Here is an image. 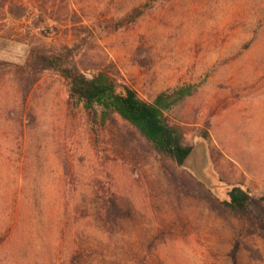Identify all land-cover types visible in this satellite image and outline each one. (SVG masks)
I'll use <instances>...</instances> for the list:
<instances>
[{"label": "rangeland", "instance_id": "1", "mask_svg": "<svg viewBox=\"0 0 264 264\" xmlns=\"http://www.w3.org/2000/svg\"><path fill=\"white\" fill-rule=\"evenodd\" d=\"M36 46L73 48L79 70L148 101L195 84L166 112L202 147L203 177L182 168L264 205V0H0V264H264L252 218L185 192L120 115L95 135L60 74L22 72Z\"/></svg>", "mask_w": 264, "mask_h": 264}, {"label": "trees", "instance_id": "2", "mask_svg": "<svg viewBox=\"0 0 264 264\" xmlns=\"http://www.w3.org/2000/svg\"><path fill=\"white\" fill-rule=\"evenodd\" d=\"M151 2L136 6L124 16L113 21L114 28L119 29L134 24L148 10ZM73 48L63 47L59 50L44 47H33L23 66L22 72L31 75L52 70L68 81L69 109L81 107L84 110L86 122L95 135L105 127L114 114L120 115L151 145L164 163L173 162L177 168H182L193 146L185 142L183 128L172 123L166 112L194 94L195 84H183L158 93L154 101L140 97L138 91L131 85L119 86L116 79L107 71L101 70L88 76L74 64ZM0 61V70L5 68ZM210 122L202 129V136L209 140ZM214 153V149H212ZM172 169L176 183L185 192L200 196L212 203L218 209L226 210L235 215L252 218L264 230V205L255 200L253 195L240 185L232 186L227 197L220 199L200 180L186 169ZM111 212H118L115 200L110 204Z\"/></svg>", "mask_w": 264, "mask_h": 264}, {"label": "water", "instance_id": "3", "mask_svg": "<svg viewBox=\"0 0 264 264\" xmlns=\"http://www.w3.org/2000/svg\"><path fill=\"white\" fill-rule=\"evenodd\" d=\"M201 157H202V147L195 146L193 147L191 153L189 154L184 164L192 165L195 171L197 172V174L203 177Z\"/></svg>", "mask_w": 264, "mask_h": 264}]
</instances>
